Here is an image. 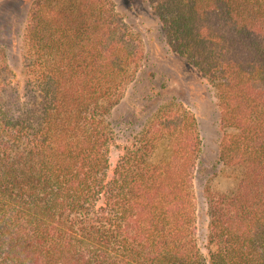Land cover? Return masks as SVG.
<instances>
[{
  "label": "trees",
  "instance_id": "trees-1",
  "mask_svg": "<svg viewBox=\"0 0 264 264\" xmlns=\"http://www.w3.org/2000/svg\"><path fill=\"white\" fill-rule=\"evenodd\" d=\"M145 1L218 112L213 177L228 186L205 188L206 234L181 102H162L111 170V114L145 59L113 1L34 0L21 88L0 54V264H264V0Z\"/></svg>",
  "mask_w": 264,
  "mask_h": 264
},
{
  "label": "rangeland",
  "instance_id": "rangeland-1",
  "mask_svg": "<svg viewBox=\"0 0 264 264\" xmlns=\"http://www.w3.org/2000/svg\"><path fill=\"white\" fill-rule=\"evenodd\" d=\"M34 0L0 1V54L21 88L23 85L21 48L27 12ZM127 29L141 40L145 59L122 101L112 111L115 143L110 147L111 170L123 148L156 108L168 99L181 102L198 124L201 152L194 179L199 225L206 234L208 225L205 188L225 190V179L213 177L219 169L220 130L218 112L207 83L194 69L173 55L165 43L161 25L145 0H112ZM207 253V250L203 248Z\"/></svg>",
  "mask_w": 264,
  "mask_h": 264
}]
</instances>
